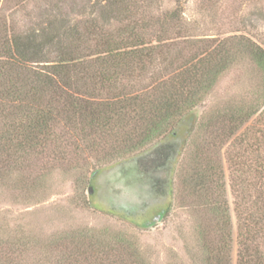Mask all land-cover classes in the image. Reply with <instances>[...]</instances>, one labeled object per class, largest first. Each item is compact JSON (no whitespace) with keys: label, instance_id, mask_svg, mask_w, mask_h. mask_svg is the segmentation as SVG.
I'll list each match as a JSON object with an SVG mask.
<instances>
[{"label":"trees","instance_id":"16d2710c","mask_svg":"<svg viewBox=\"0 0 264 264\" xmlns=\"http://www.w3.org/2000/svg\"><path fill=\"white\" fill-rule=\"evenodd\" d=\"M174 2L96 0L86 21L53 5L35 27L0 23V195L38 203L63 166L90 189L118 157L167 146L187 126L171 195L197 218L195 259L233 264L227 168L236 264H264V41L197 39L183 1ZM246 63L259 77L257 97L202 113L222 78ZM93 236L39 239L0 215V264H151L125 238ZM44 246L47 261L30 256Z\"/></svg>","mask_w":264,"mask_h":264},{"label":"rangeland","instance_id":"374dc122","mask_svg":"<svg viewBox=\"0 0 264 264\" xmlns=\"http://www.w3.org/2000/svg\"><path fill=\"white\" fill-rule=\"evenodd\" d=\"M161 1L165 8L176 7L174 0ZM182 1L183 18L192 24L193 35L197 39H223L246 34L254 40L260 38L264 41V20L257 18L260 8L264 6V0ZM95 4L96 0H0V23L7 26L13 23L19 31L35 27L36 23L45 20L43 15L50 13L49 9L53 5H58L63 13L76 20L86 21ZM258 81V75L252 72L249 63L238 65L222 78L205 106L201 108V112L207 114L231 101L256 98ZM187 128H180L178 136L174 138L168 136L163 143L169 146L160 145L161 142L159 146L146 147L136 154L137 156L126 157L123 161L118 157L113 162L114 165L96 174L91 184L95 187V193L92 195L89 194V185L80 184L78 175L71 176L63 166L50 178L48 185H51V189L38 197V203H16L9 195H0V215L7 218L12 228L22 225L29 230L30 235L39 239H49L55 234L70 237L78 233L85 236L94 235L95 240L99 239L103 243L115 235L128 240L151 264H199L195 259L199 255L195 234L197 218L187 207L190 204L187 200L180 203L181 206L179 200L171 195L172 188L177 187L175 174L179 145L187 138ZM174 144L177 145L174 147ZM172 153L175 160L168 171L172 181L170 195L161 189L160 195L156 194L150 200L139 203L141 192L132 189L131 180L128 181L129 185L125 183V177L121 173H124L126 167L138 169L142 168L141 166L152 171L156 165L166 162ZM85 158L89 163L94 161L88 154H85ZM135 160H138L137 163ZM77 165L78 170L85 167L81 160ZM226 173L227 193L229 192L227 198L230 201V216L233 222L232 259L233 264H236L237 220L227 168ZM88 176L91 177V174ZM116 180L128 186L126 196L129 201L137 203L133 206L135 208H127L125 204L129 203L121 195V198L115 193L114 197L111 196L113 182ZM171 206L170 214L160 218ZM156 214L160 215L159 219L154 218ZM30 256L43 257L47 261V247L35 249L30 252Z\"/></svg>","mask_w":264,"mask_h":264},{"label":"flooded vegetation","instance_id":"af4514ba","mask_svg":"<svg viewBox=\"0 0 264 264\" xmlns=\"http://www.w3.org/2000/svg\"><path fill=\"white\" fill-rule=\"evenodd\" d=\"M176 145L174 144V147ZM174 154L172 153L167 159L166 162L162 163V164H158L155 166L154 170L150 171L149 168L145 167V166H141L142 168H131V169H127L123 170L124 173H121V175L123 177H127L128 179H130V177H140L144 179V187L141 188V202L139 203H144L146 202V200H150L152 197H154V195L159 194L161 192V189H164V193H166L167 195H170V190H171V179H169L168 176V171L170 170V168L172 167V165L174 164V160L175 158L173 157ZM138 161V160H137ZM139 163V162H138ZM137 165V164H136ZM140 166V165H139ZM149 170V171H148ZM162 171V173H161ZM154 173H160V175H155V179L157 178V180L154 179ZM97 175L93 176V179L96 177ZM120 180V179H119ZM125 183H128V181H126ZM128 186H125V184L123 183V185L118 182L117 180L115 182H113V188H112V197L118 196L117 197H123V199H125L129 204H125L127 208H135L133 207L134 205H137V203H133L131 201H129V198L126 196L127 192H128ZM94 193H95V187H94ZM113 193H115L113 195ZM162 195V194H161ZM120 197V198H121ZM127 197V198H126ZM132 203V204H131ZM123 204V203H122ZM131 205V206H130ZM159 215L156 214L155 215V219H159Z\"/></svg>","mask_w":264,"mask_h":264},{"label":"water","instance_id":"95a60500","mask_svg":"<svg viewBox=\"0 0 264 264\" xmlns=\"http://www.w3.org/2000/svg\"><path fill=\"white\" fill-rule=\"evenodd\" d=\"M135 163H137V161L135 160ZM155 175H160V173H157L155 174L154 173V179H155ZM131 180V185H132V189L133 190H137L138 192L141 191V188L144 187V179L143 178H140V177H130V179H128L127 177H125V181H129ZM157 180V178L155 179ZM94 193V188L93 187H90L89 189V194L92 195Z\"/></svg>","mask_w":264,"mask_h":264}]
</instances>
